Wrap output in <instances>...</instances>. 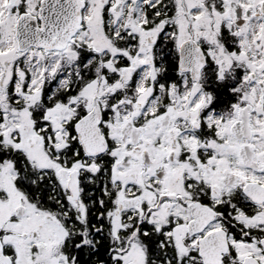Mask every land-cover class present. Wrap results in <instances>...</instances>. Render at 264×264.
Segmentation results:
<instances>
[{"label":"snow or ice","instance_id":"1","mask_svg":"<svg viewBox=\"0 0 264 264\" xmlns=\"http://www.w3.org/2000/svg\"><path fill=\"white\" fill-rule=\"evenodd\" d=\"M0 264H264V0H0Z\"/></svg>","mask_w":264,"mask_h":264}]
</instances>
